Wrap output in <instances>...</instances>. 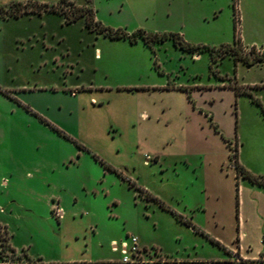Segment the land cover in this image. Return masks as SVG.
<instances>
[{"label": "rangeland", "instance_id": "obj_1", "mask_svg": "<svg viewBox=\"0 0 264 264\" xmlns=\"http://www.w3.org/2000/svg\"><path fill=\"white\" fill-rule=\"evenodd\" d=\"M17 1L26 0H0V6ZM72 1L91 8L106 28L175 33L204 45L232 44L236 20L243 50L264 46V0ZM202 10L206 22L199 17ZM43 15L0 21V264H120L112 245L138 234L171 250L194 243L202 251L201 239L154 205L147 209L134 198L137 188L105 170L100 160L127 170L137 185L171 207L191 205L202 197L201 180L184 164L185 172L176 176L167 144L180 137L173 109L186 100L163 89L172 87L175 76L186 81L195 75L194 83L210 89L244 87V81L264 77V67L250 69L241 62L235 67L229 56L210 67L208 53H193L197 59H192L169 41L152 48L141 40L111 41L90 32L83 18L68 24L63 15ZM206 97L220 109L225 139L236 141L250 165L263 167L264 125L248 97L236 105L220 92ZM142 108L158 109L160 123L142 121ZM154 134L160 139V168L142 166L146 153L153 158L154 152L140 142ZM222 169L219 176L208 170L207 185L224 193L217 203L234 210V169ZM212 231L220 237L233 232ZM175 236L182 238L175 242ZM204 249L217 252L209 242Z\"/></svg>", "mask_w": 264, "mask_h": 264}, {"label": "crops", "instance_id": "obj_2", "mask_svg": "<svg viewBox=\"0 0 264 264\" xmlns=\"http://www.w3.org/2000/svg\"><path fill=\"white\" fill-rule=\"evenodd\" d=\"M211 14L214 18H217L215 17V9L211 11ZM207 16V12H204L203 10L199 15L200 19L204 22L208 20ZM37 17L42 19L44 15L22 16L17 19L0 21L4 23L11 20L19 21L25 18L31 19ZM167 42L168 41H165L164 43ZM162 44L163 43H159L157 45L160 46ZM172 46L182 54L189 55L192 59H197V57H192V53L184 52L176 48L173 44ZM260 49H264V46H261ZM238 65H240V63H237V66ZM263 67L264 62L248 68L262 71ZM169 75L171 74L169 73ZM175 77L172 87L169 89H163V91L168 93H179L184 97L183 99H185L186 102L183 106L179 107V109H173V111L178 112L177 114L180 118L178 121L180 122V137L176 136L173 141L166 143L171 145L170 154L173 156L172 168L176 172V176L185 172L181 170L183 164L186 168H192L193 174L201 180L200 194H202V197L198 198V200L191 205H188L187 203L184 204L183 207L180 203H177V206L174 208L167 204L162 198H159L157 194L153 195L147 191L145 189L148 188L147 186L143 185L145 187H142L137 185V182L132 179L133 177L128 173H125L127 170L124 171L119 165L105 162L110 169H106L101 165L110 173L116 174L122 179V181L130 183L135 189L137 188L136 191L138 190L139 192H137L138 194L135 195L134 198H139L147 209L154 205L159 211L169 214L171 219L179 223L180 226H184L190 235H192L191 232H193L196 239H201L200 248L202 251H196V245H194V243L189 246L186 244L182 251H178V249L171 250L166 243L160 242L156 238H151L144 234L135 235L138 239L140 248L144 251L143 256L146 262L145 264H264V189L250 183L241 175H238L235 164L230 157L234 154V150L236 149V159L238 164L246 171L255 176H260L263 179L264 166L255 168L250 165V161L247 162L245 159L241 158V151H239L236 141L232 143L225 139V134L219 124V113L217 114L220 109L215 110V107H213L215 101L210 100L212 103H209V97H206V95L215 92L222 93V96L224 94L230 95L233 97L235 105L239 99L246 96L248 97L250 104L256 110L257 117L261 120L263 125L264 114L259 106L252 103L250 96H236L233 87L224 88L223 86H214L210 89L206 88L207 85L201 84L198 80H196L195 83L193 82V80L199 79L198 75H195L186 81L179 80L178 76ZM236 80H238L237 77ZM243 86L247 87L252 96L257 98L264 107V77L258 76L253 79L251 78L248 82L244 81ZM179 87L187 88L188 91H181L178 89ZM39 90L45 91L46 89L43 88ZM149 90L148 87L147 90H142L141 92L145 93ZM156 111H158L156 108H149L147 111L142 108L139 111V116L142 121H144L145 118L146 121H150L152 125H154V123H160L161 120L158 112L155 114ZM238 115L239 109L235 107L234 116L237 120L239 119ZM148 139L149 140L144 138L140 143L143 148L152 150L154 155L152 158L149 153H146L142 166L150 167L151 164H153L154 167L158 166L160 168L161 161L158 154L160 150L158 149V147H160L159 135H149ZM232 147L234 149H232ZM225 165L226 168L230 165L234 169L233 179L235 181V188L232 193L234 196V210L231 209V206H225L222 202L217 203L216 200L223 198L222 196L224 193L215 188L209 189L207 185L206 177L208 175V170L211 169V171L219 176V174L223 172L222 167ZM133 169L135 170V167ZM152 176H155V171H153ZM215 196H217V198L210 202V198ZM152 199H157L163 203L167 209L162 208ZM177 216H180L184 222L189 223L192 227L187 226L184 222H180L177 219ZM194 229L198 230V233ZM217 229H221L222 231L232 229L233 232L230 236L220 237L212 231ZM199 232L203 233L204 236ZM180 238L182 237L175 236V242L176 240L178 242ZM126 239H128V236ZM210 239L217 242L220 247L212 244L209 241ZM206 242L211 243L212 246L217 249L215 254L204 249ZM191 250H194V253H191Z\"/></svg>", "mask_w": 264, "mask_h": 264}, {"label": "trees", "instance_id": "obj_3", "mask_svg": "<svg viewBox=\"0 0 264 264\" xmlns=\"http://www.w3.org/2000/svg\"><path fill=\"white\" fill-rule=\"evenodd\" d=\"M44 13H52L56 15H63L65 17V22L70 24L78 21L79 19H84L85 27L93 32L97 36H103L111 41H128L130 44L134 45L140 40L143 44L152 48L153 44L164 43L165 41H171L172 44L188 53H208L210 57V67L218 59H224L226 56L232 58V62L236 67L238 62H241L246 67H251L254 65H259L264 62V49L258 51L257 48L251 47L249 52L243 50V46L240 42L239 37L237 36V21L235 20L234 25V40L232 44H222L219 46H208L200 44H192L186 42L179 34L175 33H147L143 30H137L134 33H127L122 29H110L103 26L99 21L96 20L94 12L89 7H82L77 5L72 0H59L55 4L42 3L37 0H26L24 2H13L7 6H0V20H10L17 19L22 16L30 15H42ZM181 91H186L184 87L178 88ZM233 89L236 92V96L239 95H248L251 98L252 103H255L259 106L264 114V107L260 101L253 97L249 92L247 87L235 86ZM1 92V89H0ZM78 148H81L80 145L76 144ZM237 157V150H234V154ZM232 156L230 159H232ZM235 158L234 164L237 170L238 175H241L243 178L247 179L250 183L260 186L264 189V179L260 176H255L250 172L246 171L242 166H240ZM100 164L106 168L110 169L103 161L100 160ZM141 191V190H140ZM142 192V191H141ZM154 202L158 203L162 208L167 209L163 203L157 199H152ZM177 219L180 222H184L180 216H177ZM189 227H192L189 223L184 222ZM197 233L198 230L194 229ZM204 236L203 233L199 232ZM212 244L220 247V245L214 240H209ZM52 264V263H49ZM58 264V263H55ZM69 264H85V263H69Z\"/></svg>", "mask_w": 264, "mask_h": 264}, {"label": "built area", "instance_id": "obj_4", "mask_svg": "<svg viewBox=\"0 0 264 264\" xmlns=\"http://www.w3.org/2000/svg\"><path fill=\"white\" fill-rule=\"evenodd\" d=\"M61 215V213H58ZM129 242H122L119 246L112 245V250L120 254L121 264H145L144 251L140 248L138 239L135 236L128 237ZM151 252V251H150Z\"/></svg>", "mask_w": 264, "mask_h": 264}]
</instances>
